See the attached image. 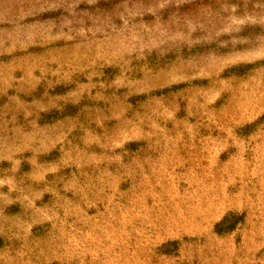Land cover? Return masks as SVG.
I'll list each match as a JSON object with an SVG mask.
<instances>
[{
    "label": "rangeland",
    "instance_id": "obj_1",
    "mask_svg": "<svg viewBox=\"0 0 264 264\" xmlns=\"http://www.w3.org/2000/svg\"><path fill=\"white\" fill-rule=\"evenodd\" d=\"M0 264H264V0H0Z\"/></svg>",
    "mask_w": 264,
    "mask_h": 264
}]
</instances>
